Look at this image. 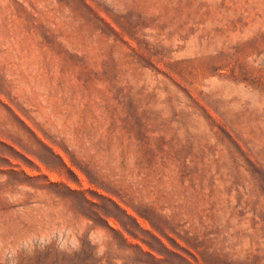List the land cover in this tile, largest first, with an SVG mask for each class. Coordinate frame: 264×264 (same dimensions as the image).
Wrapping results in <instances>:
<instances>
[{"label":"rangeland","instance_id":"1","mask_svg":"<svg viewBox=\"0 0 264 264\" xmlns=\"http://www.w3.org/2000/svg\"><path fill=\"white\" fill-rule=\"evenodd\" d=\"M0 264H264V0H0Z\"/></svg>","mask_w":264,"mask_h":264}]
</instances>
